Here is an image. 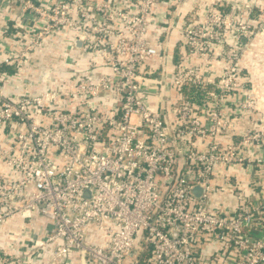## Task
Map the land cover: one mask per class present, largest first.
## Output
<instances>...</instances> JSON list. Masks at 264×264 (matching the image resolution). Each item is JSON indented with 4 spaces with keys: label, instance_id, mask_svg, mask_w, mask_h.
<instances>
[{
    "label": "built area",
    "instance_id": "1",
    "mask_svg": "<svg viewBox=\"0 0 264 264\" xmlns=\"http://www.w3.org/2000/svg\"><path fill=\"white\" fill-rule=\"evenodd\" d=\"M130 1L0 0L32 16L26 44L0 58V264H264V183L252 176H264V124L234 123L257 109L245 56L264 2L191 7L167 73L161 36L177 9L169 20L161 0ZM57 33L80 41L89 67L25 84L22 66ZM17 217L22 233L3 231Z\"/></svg>",
    "mask_w": 264,
    "mask_h": 264
},
{
    "label": "crops",
    "instance_id": "2",
    "mask_svg": "<svg viewBox=\"0 0 264 264\" xmlns=\"http://www.w3.org/2000/svg\"><path fill=\"white\" fill-rule=\"evenodd\" d=\"M117 4L127 5L132 3L130 0H115ZM168 0H161L157 5V13L159 17H168L171 18L166 12L169 9H177V16L172 20L177 22L175 27H171L167 32L161 36L162 46L159 51L158 59L165 63L168 67L166 72L170 71V65L174 61V56L176 52V40L179 36L178 25L182 23L183 17L187 14V11L193 7L198 6L200 10H207L210 4L222 1L229 5H239L245 6L246 4H254L253 2H264V0H171L168 3ZM133 9V7H132ZM253 16L256 17L254 13ZM17 21L21 25L19 31V37L12 36L10 34V29L7 31L4 30L6 22ZM32 16L29 12H22L19 5L7 6L6 4L0 5V58L6 55L8 52H16L26 44L24 37L25 30L27 25L31 24ZM36 25V24H35ZM161 25V24H159ZM25 26V27H24ZM158 26L157 24L151 23L148 27V32L146 34L147 40L152 45L158 46L160 42L159 34L157 33ZM42 44V43H41ZM43 44L47 49L43 48L42 51H39L32 55L27 62V64L22 66V70L19 72V75L23 76V79L35 81L38 76L41 75L43 70H50V75L57 73L58 75L67 78L70 74L80 73L81 71L89 67L88 56L84 48L80 45H76L75 42L68 38L62 33H57L56 36L46 38ZM45 49V50H44ZM246 62L248 70L245 71L246 75L250 73V79L254 88L257 91V109L253 111L245 110L243 117L240 120L235 121L236 126L249 128L251 122H256L258 124H264V31L258 36L251 48L246 51ZM100 71L97 68L96 74ZM96 74H92L96 76ZM58 76V77H60ZM20 80V79H19ZM23 81V80H21ZM29 90L34 91L35 85H29ZM172 91V90H171ZM169 91V92H171ZM151 98H153L151 96ZM256 180L261 179L264 183V176L261 174L252 175ZM249 175L245 176L247 179ZM252 186V185H250ZM261 184H256L255 188L259 189ZM20 219L17 217L14 220L10 219L3 226V231L11 233L10 230H18L17 232L22 233V227L24 224H20ZM35 222L30 224L32 228H25L23 234H16V239L20 244L29 243V237L35 236ZM41 224H37L39 227ZM26 226V225H25ZM2 244L9 247V243L5 239V236L1 238ZM12 245V244H11ZM19 253H22L24 247L22 245L15 248ZM24 264V263H22ZM38 264H42L39 262Z\"/></svg>",
    "mask_w": 264,
    "mask_h": 264
},
{
    "label": "trees",
    "instance_id": "3",
    "mask_svg": "<svg viewBox=\"0 0 264 264\" xmlns=\"http://www.w3.org/2000/svg\"><path fill=\"white\" fill-rule=\"evenodd\" d=\"M9 71H12L13 68H7ZM183 92L187 95L193 96L194 98H201L203 97L204 94V90L199 88V87H191V88H183Z\"/></svg>",
    "mask_w": 264,
    "mask_h": 264
},
{
    "label": "water",
    "instance_id": "4",
    "mask_svg": "<svg viewBox=\"0 0 264 264\" xmlns=\"http://www.w3.org/2000/svg\"><path fill=\"white\" fill-rule=\"evenodd\" d=\"M75 44H76V45H80V41H79V40H75ZM24 83H25V84H28L29 81H28V80H25ZM192 192H193L196 196H198L199 193H200V188H199V186H195V187L192 189Z\"/></svg>",
    "mask_w": 264,
    "mask_h": 264
}]
</instances>
